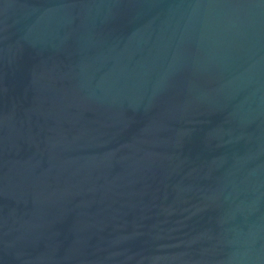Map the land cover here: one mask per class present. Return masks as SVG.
I'll use <instances>...</instances> for the list:
<instances>
[{
	"label": "water",
	"instance_id": "obj_1",
	"mask_svg": "<svg viewBox=\"0 0 264 264\" xmlns=\"http://www.w3.org/2000/svg\"><path fill=\"white\" fill-rule=\"evenodd\" d=\"M0 264H264V0H0Z\"/></svg>",
	"mask_w": 264,
	"mask_h": 264
}]
</instances>
